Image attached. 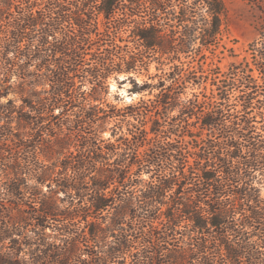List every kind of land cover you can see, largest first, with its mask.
Returning a JSON list of instances; mask_svg holds the SVG:
<instances>
[{
  "label": "trees",
  "instance_id": "trees-1",
  "mask_svg": "<svg viewBox=\"0 0 264 264\" xmlns=\"http://www.w3.org/2000/svg\"><path fill=\"white\" fill-rule=\"evenodd\" d=\"M225 13L223 0H0V150L27 155L0 162V187L30 198L9 218L8 237L29 234L9 238L7 264H264V21L251 60L204 73ZM128 19L136 51L117 43ZM152 56L169 69L138 83ZM121 72L154 97L106 103Z\"/></svg>",
  "mask_w": 264,
  "mask_h": 264
},
{
  "label": "rangeland",
  "instance_id": "rangeland-1",
  "mask_svg": "<svg viewBox=\"0 0 264 264\" xmlns=\"http://www.w3.org/2000/svg\"><path fill=\"white\" fill-rule=\"evenodd\" d=\"M223 2L225 4L226 13L221 25V39L213 54L207 52L209 57L203 64V70H205L204 73H206L210 68L212 72H216L217 70H226L231 61L241 60L243 57L251 60L248 44L259 36L256 26L264 21V0H223ZM129 20L130 19H128L126 25L119 30V35L123 38L127 37V40L124 42L119 41L117 43L123 45L125 50L136 51L138 48L135 45V42L131 37H128V29L132 26V24H134L132 19L131 21ZM153 56L150 58L148 66L146 67L145 65L141 72L131 73L132 78H135L138 83L143 81L156 82L159 79V75H163L164 71L169 69V64L159 65ZM251 65L254 67V74L257 75L258 70L252 62ZM158 67H162L164 70L159 69ZM200 73L201 72H198L197 74ZM127 74L128 73L126 72L112 73L107 77L106 85L108 91L104 95L106 103L116 105L117 107H123L128 103H136L142 98L148 99L154 97V93L157 92V89H153L151 93H148L147 91L140 93L130 91V88L133 86V82L126 78ZM204 81H202L201 85H199L197 81L196 83L187 82V86L185 88L181 87L178 90L182 91V97H192L193 93L199 94L203 90H210L211 85L209 84V81ZM259 84L261 85L260 79ZM89 86H91L90 83H85L82 87L83 89H88ZM263 89L264 85L260 86V90ZM199 96L201 95L199 94ZM2 100H5V98ZM254 112H256V110L252 109V115ZM260 119L261 118L259 116L256 117V120L258 121H255L254 123L257 126H260L263 123ZM112 125L113 122L109 123V126ZM147 127H149V125H147ZM109 135L110 130L106 129L104 130L102 137L107 138ZM3 139L1 137L0 141ZM3 143L2 147L4 149L0 151L3 152L2 154L4 158L0 160L1 164L11 161L14 157V153H17V155L23 157L26 161V153L15 147L13 141L4 140ZM5 173V171L0 172L1 184L5 180ZM24 202L29 203L30 198L24 194L18 195V198L13 197L7 191L5 186L0 187V264H7L9 253L12 254V252H15V245L10 242L9 238L17 239L16 243L20 244L21 241H23V235L29 234V232L24 230L25 232L22 233V235L13 234L8 237L9 234H11L9 218L13 214L19 213L18 211H22L23 208H25ZM17 256L22 258L23 256L28 255H24V252L22 251L19 252Z\"/></svg>",
  "mask_w": 264,
  "mask_h": 264
}]
</instances>
